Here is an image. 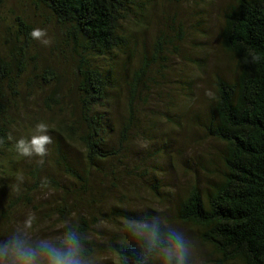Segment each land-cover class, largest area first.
Wrapping results in <instances>:
<instances>
[{"label":"trees","instance_id":"1","mask_svg":"<svg viewBox=\"0 0 264 264\" xmlns=\"http://www.w3.org/2000/svg\"><path fill=\"white\" fill-rule=\"evenodd\" d=\"M156 1L29 0L44 22L58 29L55 44L64 46L71 59L76 106L74 117L60 134L76 138L82 158L74 163L64 138L57 135L46 148L38 150L43 159L29 165L32 189L38 184L62 190L57 208L61 218L79 213L71 211L68 198L85 195L94 172L113 175L121 165L125 146L137 126L139 89L141 94L148 91V70L155 64L164 66L167 60L162 52L166 46L174 44L173 51L177 50L176 43L183 36L180 27L174 36L169 35L176 25V14L170 21L163 15L158 22L150 56L146 55L145 46L138 43L136 33H129L126 28L132 20L136 27L144 29L142 24ZM167 1L179 4L182 0ZM3 4L4 0H0V158L5 159L16 149L12 146L13 121L9 112L23 76L29 74L26 82L30 88L52 85L44 99L49 109L50 102L60 104L62 75L54 63L34 50V23L24 16L4 21ZM219 10L218 45L231 69L227 76L212 74L210 105L204 120L197 122L206 139L219 143L220 170L217 178L209 179L204 186L194 182L183 195L175 194L171 208L173 217L194 228L200 241L211 248L217 264H264V0H232ZM135 55L141 58L130 76L122 74L116 78L118 57L123 56L124 66H128ZM119 83L124 85L126 102L122 113L116 115L109 103ZM26 145L17 148L23 162L28 160L22 155H28ZM46 154L70 180V186H58L47 175L41 179ZM153 180L151 191L160 198L159 182ZM112 210L101 211L99 220L145 221L128 209ZM76 218L65 227L63 237L66 240L68 232L79 236L83 258H88L94 252V246L88 243L89 234L98 219L80 214ZM147 238L125 237L119 242L112 238L107 247L116 263L102 264H155L156 256L169 243L158 232Z\"/></svg>","mask_w":264,"mask_h":264},{"label":"rangeland","instance_id":"2","mask_svg":"<svg viewBox=\"0 0 264 264\" xmlns=\"http://www.w3.org/2000/svg\"><path fill=\"white\" fill-rule=\"evenodd\" d=\"M230 2L232 0H182L179 4H170L167 0H157L146 23L142 24L144 29L136 27L132 20L126 23L129 33H136L138 43L145 46L148 56L153 52L158 22L163 15L170 21L176 14V25L169 35L174 36L180 27L183 36L176 43L177 50L173 51L174 44L163 50L162 55L167 60L164 66L155 64L148 70V91L141 94V87L139 89L137 126L125 146L126 156L121 165L113 175L94 172L90 190L85 195L68 198L71 211L79 213L61 218L57 208L61 205L62 190L38 184L32 189L29 165L43 159L38 150L46 148L57 135L64 138L74 163L82 158L76 138L60 134L74 117L76 106L71 59L64 46L55 44L58 29L45 23L29 0H4L1 8L4 21L11 22L15 16L28 17L35 25L34 50L41 58L54 63L62 76L60 104L50 102L48 109L44 99L52 85L30 88L26 82L28 73L23 76L19 94L11 103L10 133L16 149L7 158H0V264H25L27 249L43 256L39 248L42 241L62 246L65 227L76 220L78 214L98 219L89 234L88 243L94 246V252L84 258L86 264L116 263L115 255L107 247L112 238L115 242L125 237L138 240L155 232L169 243L166 250L156 256L155 264H175L181 255L183 264H217L216 255L200 241L195 229L173 217L171 204L175 194L183 195L194 182L204 186L209 179H216L220 170L219 143L206 139L197 121L204 120L210 105L212 74L227 76L231 69L218 45L219 9ZM58 51L65 53L59 55ZM140 58L135 55L130 58V65L124 66L123 56H119L116 78L122 74L129 77ZM199 61L202 63L196 66ZM123 84L116 85L111 93L113 100L109 105L116 115L125 108ZM22 144L28 147V155L22 154L27 162L18 155L17 148ZM44 157L41 179L47 175L58 186H70V180L62 175L50 157L47 154ZM153 178L159 182L160 198L151 191ZM25 190L30 191L26 194ZM113 208L128 209L143 216L145 221L99 220L101 211Z\"/></svg>","mask_w":264,"mask_h":264},{"label":"clouds","instance_id":"3","mask_svg":"<svg viewBox=\"0 0 264 264\" xmlns=\"http://www.w3.org/2000/svg\"><path fill=\"white\" fill-rule=\"evenodd\" d=\"M39 248L43 256H38L32 249L24 252L25 264H86L80 237L74 233L68 232L65 243L60 247L42 241ZM175 264H183V255L175 260Z\"/></svg>","mask_w":264,"mask_h":264}]
</instances>
